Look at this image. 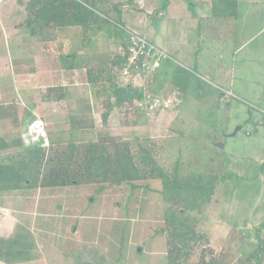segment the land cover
I'll list each match as a JSON object with an SVG mask.
<instances>
[{
  "label": "rangeland",
  "instance_id": "1",
  "mask_svg": "<svg viewBox=\"0 0 264 264\" xmlns=\"http://www.w3.org/2000/svg\"><path fill=\"white\" fill-rule=\"evenodd\" d=\"M28 1L20 0L21 4L17 5L16 0H13V8L16 9L12 12L22 13L16 15L17 21L25 19L23 5L26 6ZM251 2L249 10L242 9L245 13L243 11L240 27L238 22L235 23V33H213L225 38L229 35L227 45L221 47L220 42L218 44L211 41L201 43L198 58L201 57V61H204V70L194 65L187 68L177 63L191 70V75L203 84L201 89L208 90V93L200 98L191 91L193 87L186 97L172 93L171 90L178 89L168 79L166 61L157 75L141 73L142 76L136 81L145 85V91L149 92L151 88L159 94L180 99L181 105L151 114L140 109L125 112L116 108L106 124L102 121V113L105 111L103 99L96 98V89L88 82L83 70L67 74L66 77L65 74L59 77L55 71L54 77L61 80L60 83H66L64 87L68 91L67 98L60 102L41 101V93L46 87L57 82L39 74L42 42L39 37H31L27 31L20 32L19 28L10 33L3 32V38L9 39V47L2 42L4 48L0 50V108L5 106L6 109H0V136L9 137V134L15 135L19 131L23 133L20 135L25 143L30 144L37 141L41 133L46 138L45 145L53 140L65 141L70 138L81 142L103 135H113L124 140L135 137L141 140L151 139L158 146L165 147L166 152L171 155L163 156L169 166L173 164L171 157H177L180 150L183 159L191 164L192 170L205 174L216 173L223 177L212 202L200 215L198 225L200 230L210 236L212 247L220 254L221 264H253V260L250 263L247 259L256 248L257 235L261 234L264 238V14L263 17L261 15V12L264 13V0ZM187 3L190 6L192 4L191 1ZM120 20L117 17L116 22L108 21L101 34L104 48L96 49L97 58L104 52L105 45H108V34L122 31L123 23ZM46 33L49 36L50 32ZM206 44L209 48L205 47ZM78 45L79 42H76L75 46ZM241 46L244 49L238 51ZM52 47L54 46L51 44ZM223 48V55L220 56L219 52ZM235 50L237 52L234 54ZM122 52L121 48L118 53ZM104 56L105 53L102 61L98 60L93 64L104 63ZM45 63L49 70L54 66L59 72L55 57ZM130 75L120 78V81L124 84L132 83ZM217 88L231 92L219 104ZM228 99L231 102L230 108L226 104ZM3 111L7 114H3ZM30 113L36 115L38 120L28 124V132H25L26 125L15 126V116L19 121L26 118L24 121L27 123ZM73 116L84 119L89 117L85 122L87 126L83 128L79 124L80 126L76 125L75 129H71L70 119ZM70 131L73 135H70ZM171 143H174L172 149L167 147ZM18 149L21 148L0 149V154ZM134 184L136 188L122 183L105 184V188L101 190L99 184H84L6 191L0 195V216L17 211V220H29L27 215L30 214L27 212L33 216V211H39V229H33L49 258L53 257L48 246L56 243L55 250L61 252V248H65L61 242H65L66 237H71L76 230L77 236L81 235L79 215L72 218L71 208L77 206L75 212L85 208L90 216L118 217L124 222L128 219L125 227L124 222L115 224L110 217L100 222L101 229L97 220H91L90 232L86 235L97 239L96 236L100 234L97 227L105 234L113 231L119 238L124 234L126 240L122 247L128 255L125 253L122 264H168L167 234L163 231L165 205L161 195L162 182L159 179H148ZM38 206L39 209L36 208ZM8 207H11V211ZM18 239L21 240L20 237ZM104 241L106 240L102 239ZM5 244L0 240L1 247ZM109 244L111 248H115V244ZM141 248H145L143 253L138 252ZM87 249L93 248L87 246ZM198 255H194L192 259L197 260Z\"/></svg>",
  "mask_w": 264,
  "mask_h": 264
},
{
  "label": "trees",
  "instance_id": "2",
  "mask_svg": "<svg viewBox=\"0 0 264 264\" xmlns=\"http://www.w3.org/2000/svg\"><path fill=\"white\" fill-rule=\"evenodd\" d=\"M167 1L164 0V7L167 6ZM236 1L220 0L218 5H215L214 15L225 16L224 10L231 5L234 7ZM101 6H104L103 0H29L25 20L19 27L27 29L31 37H39L44 43L46 53L52 54L48 46V28L82 26L85 47L92 41L91 31L94 28H99L104 20L117 21L118 16ZM121 28L126 35L122 45L123 52L116 53L106 63L93 64L95 62L90 56L81 58L78 52L60 56L63 69H85L88 82L96 89V98L103 99L105 111L102 113V121L105 124L116 108L125 112L130 109L138 110L136 102L145 95V87L136 80L130 84L120 81L122 71L129 61V31H133L123 24ZM97 60L102 61V58L99 56ZM190 72L191 70L176 64L169 80L178 90L171 91L180 92V97H186L189 89L193 87L191 91L198 97L204 96L208 90L201 89L203 84ZM217 90L219 104L223 90ZM66 98L67 89L63 85H50L41 93L43 102H58ZM226 104L230 108L231 102ZM4 108L5 106L0 109L6 111ZM4 111L3 114H7ZM29 117L27 123L24 121L26 118L19 121L17 116L13 118V122L15 126L26 125L25 132H28V126L38 120L32 113ZM88 118L71 117V129H75L79 124L85 128ZM70 132V135H73V132ZM20 134L23 133L18 131L15 135L9 134V137L0 136L1 150L21 148L0 154V195L12 190L84 184H99L103 188L105 184L128 183L136 188L134 183L137 181L159 179L162 182L161 195L165 205L163 231L167 234V263H222L220 254H217L211 245L210 236L198 226L200 215L212 202L218 184L223 180L222 176L192 170L191 164L183 159L180 150L177 157H171L173 164L167 165L163 156L171 155L166 152L165 147L158 146L151 139L141 140L135 137L132 140H124L113 135H103L95 140L77 142L69 138L65 141L53 140L49 145H45L46 138L42 134H39L37 141L30 144L25 143ZM167 147L174 148V143ZM257 239L256 248L249 254L247 261L251 263L253 260V264H262L264 238L258 234ZM0 240L3 241L1 238ZM196 254H199L198 258L193 260ZM0 257H3V254H0Z\"/></svg>",
  "mask_w": 264,
  "mask_h": 264
},
{
  "label": "crops",
  "instance_id": "3",
  "mask_svg": "<svg viewBox=\"0 0 264 264\" xmlns=\"http://www.w3.org/2000/svg\"><path fill=\"white\" fill-rule=\"evenodd\" d=\"M103 1L104 6L101 7L110 10L113 15L118 16L124 27L136 31L168 55V57L162 62L163 65V63L168 61L167 66L165 65L167 67L165 70L169 72L168 79L177 63H180L187 68L192 67L190 65H194V67L204 70L205 68H203V65H206L203 64V60L201 61V57L198 58L201 51V43L205 41L209 43L211 41L218 44L220 42L222 44L221 47L227 45L230 41L229 35L225 38L223 35H214L213 33L221 32V34H223L228 31L235 33L237 30L235 23L238 22V27H240V22H242L243 19L242 13L244 10L242 9H248L251 7L249 3H252V0H237V4L234 7L231 5L224 10V15L228 17L227 19H224L225 16L216 17L214 15L215 5H218L220 0H168L166 7L163 6L164 0ZM188 1H191V6L187 3ZM16 2L17 5L21 4L20 0H16ZM13 5V0H0V16H2V20L0 21V50L1 48H4V46H2L4 43L2 42H5L6 45L9 40L7 37L5 39L3 38V32L10 33L18 28L20 32H29L27 29L19 27L25 19L17 21L16 15L21 12H12L13 9H16L15 7L13 8ZM23 7L24 12L26 13V6L23 5ZM262 11H264L263 8ZM263 14L264 13L261 12L262 17ZM108 21L104 20L99 28H94L93 31H91V33H93L92 41L89 44L87 42L88 45L85 47L84 45L86 43L83 41L84 29L82 26H66L54 29L48 28L46 30L50 32L48 36V40H50L48 41V46L50 51H52V54L46 53L47 51L44 49V43L39 38L42 42L41 52H39V74L48 76L49 79H53V81H57L56 84L53 83L52 85L65 86L66 83H60L61 80L54 77L53 74L55 71L59 77L60 75L62 76V74H65L64 77H66L67 74L72 75L75 74L73 72L85 71V69H63L60 65L61 55L78 52L81 58L90 56L92 61L96 63V61H98L96 60L98 59V52L96 49L100 50V48H104L102 46L101 34H103ZM107 37L109 42L108 45L104 44V63L108 62V59L111 56L120 52L121 48H123V42L126 40V35L123 31H119L118 34L111 32ZM76 42H79L78 47L75 46ZM51 44L54 47L51 48ZM11 45H13V43H11ZM6 46L9 47V44ZM205 47L209 48L208 44H206ZM243 49L244 46H241L238 48V51ZM65 50L69 51L67 52ZM223 52L224 48L219 52L220 56L223 55ZM236 52L237 50L233 51L234 54ZM103 53H101L100 58H102ZM51 57H55L57 60V69L59 72L54 66L51 70L45 66V62ZM3 68L4 67H1V69ZM172 93L178 94L180 92ZM228 93L230 94L231 92L223 91V96L221 97H229ZM229 99L228 101H230ZM104 188L105 186H103V188L99 187V190ZM45 204H48V202ZM45 207H48V205ZM36 208L39 209V206ZM75 208H77V206L74 207V209ZM74 209L71 208L70 215L72 218L79 215L80 219L78 222H81L82 224L80 230L81 235L77 236L76 230L71 237H66V239H64L65 242H61L64 244L63 246H65L64 250L61 248V252L55 250L56 243L48 246V251L51 252L50 255L53 258L47 257V253L42 246L43 244L41 245V243H39V236L34 233V229H39V211L35 212L32 210L33 216H31L32 213L27 212L30 214L27 215L30 217L29 220H17L16 217H19L16 215L18 213L17 211H13V214L10 212V214L0 216V238L6 243L1 247L0 254H3V257L0 258V264H122L126 253L123 250L122 243L126 240V236L123 234L119 238L113 231L111 234H105L103 231H99L101 229L100 222L109 219L111 216H90L86 213L87 211L85 208L80 212H75ZM9 211H11V209ZM41 213L44 214L43 212ZM91 220H97V224H99L98 227L100 229L96 226L98 232H100L99 236H96L97 239H94L95 237L93 238L92 235H86L90 232L89 225ZM111 220H113L115 224L118 222L121 223L122 221L118 217L116 219L111 217ZM133 221H135V219ZM128 222L129 220L125 219V227ZM31 225H33V227ZM18 237H20L21 240L18 239ZM102 239L106 241L102 242ZM90 240H93V242H90ZM109 242L115 244V246H113L115 248H111ZM107 243L109 246H107ZM87 246H91L93 249H87ZM144 250L145 248H141L138 252L143 253Z\"/></svg>",
  "mask_w": 264,
  "mask_h": 264
},
{
  "label": "built area",
  "instance_id": "4",
  "mask_svg": "<svg viewBox=\"0 0 264 264\" xmlns=\"http://www.w3.org/2000/svg\"><path fill=\"white\" fill-rule=\"evenodd\" d=\"M128 54V65L123 69L121 78L131 74L130 80L133 81L141 77V73L143 75L145 73H154L157 75L161 68L162 60L168 57L162 49L134 31H129ZM150 90L149 92L145 91L144 97L136 102L138 110L140 109L146 114L171 110L173 107L179 105L181 101L170 95L165 96L164 94H159L151 88ZM31 134L34 135L32 132Z\"/></svg>",
  "mask_w": 264,
  "mask_h": 264
}]
</instances>
